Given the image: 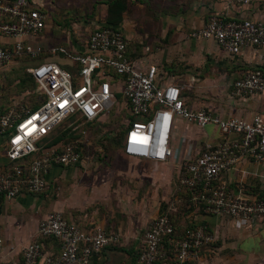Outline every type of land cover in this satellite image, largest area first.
<instances>
[{
    "label": "built area",
    "instance_id": "built-area-1",
    "mask_svg": "<svg viewBox=\"0 0 264 264\" xmlns=\"http://www.w3.org/2000/svg\"><path fill=\"white\" fill-rule=\"evenodd\" d=\"M253 1L230 3L244 7ZM45 22L46 15L32 8L28 0H0V32L14 40L12 50L0 48V68L22 57L34 59L39 55L28 41L42 33ZM190 38L212 40L228 54L237 55L246 47H264V23L213 17L204 27L191 32ZM127 49L128 41L121 32L98 27L90 34L84 54L53 50L64 54L77 68L75 76L55 63H40L27 70L43 101L34 112L18 113L10 108L0 116V138L6 140L5 154L11 162L10 169L0 174V198L10 201L23 192L42 194L47 189L46 176L51 167L79 164L81 138L50 148L42 145L43 139L65 121L79 127L98 120L120 95L128 112L122 139L126 157L179 164V185L190 190L191 202L205 215L230 218L236 229L261 220L264 196L230 192L220 177L234 170L242 156L264 167V118L256 115L248 120L222 119L206 110L188 109L178 86L161 85L157 67L142 66L130 59ZM233 89L237 95L264 94L263 72H248L234 82ZM177 121L199 129L212 126L225 141L206 144L195 157H191L190 149L180 156L173 144ZM183 143L184 139L180 144ZM32 155L38 157L27 165L25 159ZM38 235L56 240L60 254L43 256L42 247L32 243L22 250L25 264H36L40 258L44 264H89L94 256L120 240L118 234L100 227L83 232L60 212L50 213L39 222ZM213 242L214 236L205 226L192 228L177 238L172 220L164 215L150 224L136 264H193L200 250Z\"/></svg>",
    "mask_w": 264,
    "mask_h": 264
},
{
    "label": "crops",
    "instance_id": "crops-1",
    "mask_svg": "<svg viewBox=\"0 0 264 264\" xmlns=\"http://www.w3.org/2000/svg\"><path fill=\"white\" fill-rule=\"evenodd\" d=\"M28 1L32 8L44 13L47 20L48 7L52 2ZM101 1L98 6L100 19L95 17L94 31L118 15L119 32L128 41L127 56L142 66H156L159 83L178 86L188 109L206 110L222 119L248 120L256 115L264 118V94L237 95L233 89L234 82L248 72L260 70L264 74V47H246L239 54L231 55L212 40L190 38L191 32L204 27L213 17L264 23V0H254L244 7L233 6L230 0ZM75 27L65 30L54 21L45 22L42 33L28 41L39 55L34 59L22 58H30L29 61H35V65L55 63L68 71L75 68L64 54L53 53L60 48L69 55L86 52L87 28ZM13 44L14 40L0 32V48L12 50ZM207 127L199 129L182 121L176 122L173 144L180 156L190 149L191 157H195L206 144L225 141L214 127ZM182 139L184 143L181 145ZM5 142V138H0V174L11 167L5 154ZM121 159L126 162L123 168L119 167ZM150 165L154 167L152 172L146 167ZM167 169L174 172L179 169V164L174 161L156 164L128 158L122 151L109 167L85 159L73 167H51L46 176L47 189L42 194L23 192L10 201L0 198V261L25 264L22 250L32 243L42 247L43 256H58L61 251L59 243L40 237L38 224L48 214L60 212L64 219L75 223L83 232L100 227L120 236L119 243L105 248L89 264H136L137 255L133 259L132 248L128 247H133L139 240L138 232L144 224V215L143 208L138 210L139 213L131 212L128 201L149 200V192L153 191L150 186L156 187L160 179L165 180L162 182L164 185L168 184ZM220 181L230 192L264 196V167L245 156L240 157L236 168L223 174ZM133 182L135 184L131 185ZM146 182L150 183L149 188L145 186ZM187 217L207 227L216 237L223 236L224 242L215 250L230 251L226 258L229 264H264V217L244 229H236L230 218L203 213ZM212 252L203 248L194 264H220L222 260L219 261L218 253L211 255ZM36 264H44V260L40 258Z\"/></svg>",
    "mask_w": 264,
    "mask_h": 264
},
{
    "label": "rangeland",
    "instance_id": "rangeland-1",
    "mask_svg": "<svg viewBox=\"0 0 264 264\" xmlns=\"http://www.w3.org/2000/svg\"><path fill=\"white\" fill-rule=\"evenodd\" d=\"M50 2H52V4L48 7L49 16L47 15L46 24L50 21H54L61 29L65 30L71 26H76L77 28L83 26L87 28L85 33L87 38L90 33L94 31L95 27L93 23L95 17L98 18L101 14V10L98 9V6L102 4L101 0H50ZM29 60L31 59H18L16 63L0 70V116L10 108L15 109L18 113H23L42 101V96L37 91L35 82L28 77L27 68L36 63L35 61ZM71 73L73 74V71ZM127 116V110L123 104H121V100H118L110 111L100 117L93 125L82 124L78 127V124L70 120L65 121L48 136L44 143L62 134H65L66 137L77 135L81 138V141H83L82 159H85L87 162L95 161L101 163L105 167H109L115 157L120 155L122 151L120 141L122 132L127 123ZM120 162L119 167L123 168L126 162L122 159ZM146 167L148 170H151V172L154 168L151 165ZM178 170L179 169H176V171L172 172L171 169H167L166 172L169 178L167 185L162 183L165 181L164 179H160L161 182L156 187L151 188L150 186V190L152 189L153 191L151 190L152 192H149L151 195L149 200L145 198L144 202L136 200H133V202L132 199H129L128 205L130 211L139 213L143 208L142 212L144 215V224L142 229L138 232L139 240L136 241L133 247H128L129 249L132 248L133 256L138 255L139 250L143 246L144 236L150 224L152 221L162 216L161 214L165 208V213L169 211L176 216L174 222L179 238H182L186 231L201 227L198 222L190 219L192 216L187 217V215H200L203 212L199 206H195L191 201H188L187 195L184 192L185 190H183L178 183ZM134 184L133 182L131 185ZM149 184L150 183L146 182L145 186L149 188ZM224 222L226 223V221ZM212 235L214 236V242L206 248L213 251L211 255L218 253L217 256L219 261L222 260L220 264H229L226 258L230 254V251L215 250L224 242L223 236L221 239L216 237L214 233H212ZM248 245H251V243ZM160 263L161 262L156 264Z\"/></svg>",
    "mask_w": 264,
    "mask_h": 264
},
{
    "label": "trees",
    "instance_id": "trees-1",
    "mask_svg": "<svg viewBox=\"0 0 264 264\" xmlns=\"http://www.w3.org/2000/svg\"><path fill=\"white\" fill-rule=\"evenodd\" d=\"M116 6H117V8H119V3H117L116 4ZM112 11V9H110V11L109 12H111ZM118 13L120 12V9H118V11H117ZM119 23H120V18H119V16L117 15L115 18H109L108 20H107V22H106V24L104 25V27L105 28H110V29H112V30H115V31H118L119 32V27H118V25H119ZM69 71H73V75L75 76L76 75V73H77V68L75 67L74 69L72 68V69H69ZM28 73V72H27ZM28 77L29 78H31L32 80H33V78H32V76L28 73ZM34 81V80H33ZM117 99L118 100H121V97H120V95H117ZM42 101H43V98H42ZM42 101L40 102V103H38V104H36V105H34V106H32L29 110H26V111H29V112H34V111H36L38 108H39V106H40V104L42 103ZM25 112V111H24ZM130 120H134V118H129ZM135 121V120H134ZM95 122H97V120L96 121H93V122H90V123H88L89 125H93ZM123 133H124V130H123V132H122V138H121V141H120V146H121V149H122V139H123ZM48 138V136L46 137V138H44L43 139V141H42V145L44 144L45 145V148H50V147H52V146H57V145H59V144H64V143H67V142H71V141H74V140H77V139H79L80 137L79 136H77V135H71V137H66L65 136V134H62L61 136H58V137H56L55 139H53V140H51V141H49V142H46V143H44V141L46 140ZM83 146V145H82ZM38 157V155H32V156H29V157H27L26 159H25V162L27 163V165L28 164H30L35 158H37ZM183 188V187H182ZM183 190H185L184 192H185V194L187 195L186 197L188 198V201L190 202L191 201V196H190V190H188L187 188H183ZM165 210H166V208L164 209V211L162 212V216H168L171 220H172V222H173V224H174V227H175V222H174V219H175V214H172L171 212H169V211H167V213H165ZM175 231H176V227H175ZM176 237L177 238H179L178 236H177V232H176ZM166 249H168L167 248V245H166ZM135 258V256H133V259Z\"/></svg>",
    "mask_w": 264,
    "mask_h": 264
}]
</instances>
